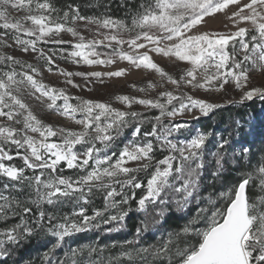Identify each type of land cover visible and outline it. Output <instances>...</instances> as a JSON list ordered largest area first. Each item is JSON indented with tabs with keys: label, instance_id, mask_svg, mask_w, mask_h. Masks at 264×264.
<instances>
[{
	"label": "snow or ice",
	"instance_id": "6c2138e0",
	"mask_svg": "<svg viewBox=\"0 0 264 264\" xmlns=\"http://www.w3.org/2000/svg\"><path fill=\"white\" fill-rule=\"evenodd\" d=\"M233 6L238 11L227 19L236 31H195L206 27V18L225 14ZM78 23L94 26L95 32L91 27L85 30L95 38L87 39ZM242 24H251L252 30ZM0 30V48L15 46L24 54H35L36 62L45 65L44 71L63 77V83L72 88H80L74 77L99 81L126 72L67 71L57 59L87 67L126 61L158 73L177 90L164 91L159 99L116 97L129 110L134 105L159 110V115L144 119L143 112L122 111L46 84L37 63L0 52V223L6 224L0 227V264H6L11 251L41 235L54 243L43 252L40 264H264V161L220 193L225 207L207 199V206L198 208L181 231L166 233L158 244L142 243L146 225L123 244H67L70 238L105 225L122 226L132 211L147 213L153 206L173 203L183 211L193 202L200 204L205 149L211 134L197 130L187 140L174 142L172 138L191 127L183 121L186 115L198 111L207 117L224 105L196 99L179 89L223 92L232 84L242 93L234 103L264 102V87L249 88L252 69L264 72V0H147L130 23L107 15L82 16L73 5L63 11L50 0H0ZM62 34H70L75 42L64 40ZM65 45L71 50L66 51ZM141 49L146 51L141 53ZM149 53L174 57L190 68L176 79ZM26 98L82 130L46 124ZM145 125H151L150 130H144ZM130 127L134 140L117 154L116 141ZM228 143L219 141L213 153L216 179L224 172ZM157 152L163 158L157 159ZM17 159L22 161L20 166L8 163ZM133 164L138 166H130ZM65 169L77 175H60ZM253 185L259 190L255 198L250 195ZM137 190L143 191L139 198ZM96 193L103 195V205L93 207L89 214ZM66 205L71 206L70 214L57 215L54 209ZM49 206L53 210H46ZM10 220L17 222L7 224ZM201 222L203 227H196ZM119 231L121 227L109 229V233ZM62 249H66L63 255H58Z\"/></svg>",
	"mask_w": 264,
	"mask_h": 264
},
{
	"label": "rangeland",
	"instance_id": "374dc122",
	"mask_svg": "<svg viewBox=\"0 0 264 264\" xmlns=\"http://www.w3.org/2000/svg\"><path fill=\"white\" fill-rule=\"evenodd\" d=\"M247 2L248 0H244V3ZM67 10L68 9H64L63 11H67ZM236 11H238V7L233 6L230 7L225 14H217L215 18H206L207 21L206 27H201L195 31H197L198 33L204 31L222 32V33L234 32L237 29L232 27L233 22L229 21L227 17ZM13 15H17V14L13 13ZM18 15L23 16L24 14L19 13ZM81 15L85 16L82 13ZM87 17H93V16H87ZM240 26L247 27L250 30H252L251 24H242ZM87 27H91L92 32L96 31L94 26H87L84 23L77 24V28L87 39L95 38L92 36V34L89 31L85 30ZM62 38L66 41H71L73 43L75 42V39L71 37L70 34H62ZM41 47L46 48L47 46L41 45ZM52 47H56V46L53 45ZM64 49L66 51L71 50L67 45L64 46ZM125 50H128L126 45H125ZM101 51H103V49H101ZM140 51L141 53H143L146 50L141 49ZM0 52L6 55H12L17 59H20L25 62L37 63V66L41 68V71L43 73V80L46 84H49L54 87L66 88L68 93L71 95L79 96L87 100L108 103L111 104L112 107L122 111L144 112V111H148L149 109H145L144 106L142 105H134L133 108L129 110L124 105L116 102V97L118 96H129V97H135L141 99H159L160 94L164 91H173V92L177 91L175 89V86L165 83V81L160 77L158 73H155L145 68H135L126 61H117L116 64L111 65L109 67H104L100 65L94 67H87L83 65L81 66L73 65L71 63L66 62L65 60L57 59L56 63L67 71L81 72L85 74L91 72L110 73L120 70H125L126 72V74L122 77H111V78L105 77L99 81L95 80V78H93L90 81H85L81 77H74V82L80 85V88H72L63 83V79H64L63 77L59 75L49 74L47 71H44L45 65L42 62H36L35 54H31V53L24 54L15 46H13V48L11 49L0 48ZM149 55L152 56L153 61L159 67H161L166 73H168L169 75L173 76L176 79H179L180 76L190 68V65L186 64L185 62L177 61L174 57H163L161 55H157L154 53H149ZM52 72L53 73L56 72L55 67H53ZM250 75H251V82L249 84V88L264 87V72L252 69ZM149 84H152L154 87L149 89L148 88ZM162 84L164 86L160 87V85ZM88 88H91V91L87 90ZM139 88H145L146 91L145 92L137 91V89ZM179 92L190 94L194 96L196 99L206 100L214 104H223L224 107L244 106V104L241 105L234 103V101H238L241 98L242 93L240 91L235 90L232 84L227 85L225 87V91L223 92H204L202 90H193L187 87H181L179 89ZM251 102L257 103L256 110H254L253 106L245 107L240 112L241 117H237L236 120L234 121V124H231L233 125V127H231V125L228 124V122L224 124L213 122L208 129L203 130L201 126L198 124V122L200 119H203L204 116H200V113L198 111H194L192 114L186 115L183 118V121L189 123L191 127L188 130L183 131L182 133H178L175 137L172 138L174 142L177 139L187 140L191 136L195 135L197 130L205 134L210 133L211 136L205 149L206 166L207 164H212L213 158L215 157L213 153L217 151L218 142L221 140L229 141L227 146L228 157H230L229 161L234 166L232 172V174L234 173L233 177L237 179L233 183H225L221 178L216 179L215 177H211V176L209 178H205L206 183L204 185L214 186L213 189H215V191L210 190L208 194L207 193L203 194V198H201L200 204H197V210L195 211L194 215H196L198 208L207 206L206 201L209 198L215 199L217 204L219 201L220 206L225 207L226 205L219 198L220 193L228 191L230 188H232L235 184L239 182L241 176L244 173L252 170L257 166V164H254L252 162V158L254 157L255 154H259L261 152L260 147L264 143V102L260 101L259 99L253 100ZM26 103L30 105L34 114L37 115V117L42 121H44L46 124L52 125L54 127H65L69 130H75V131L82 130L81 126L75 125L73 122L68 121L65 118L58 116L54 113H49L45 111L44 107L34 99L26 98ZM58 103H62V102H58ZM73 103H75V101H73ZM156 111H158L159 113V110ZM193 116H200V119L195 120L193 119ZM172 123L175 122L173 121ZM133 140H134L133 130H129V132L128 131L125 132V134L116 141L115 151L117 152V154L125 145H127L129 142ZM246 140H248V142ZM13 154H15V152ZM8 163H14L16 166H20L22 164V161L17 159L15 161ZM130 166H138V165L133 164ZM60 175L74 176L77 175V173H75L74 170L65 169L64 172L60 173ZM204 187L202 188V192L204 190ZM251 190L253 194L250 195L253 198L259 195V190L255 185H253V187L250 189V192ZM141 194H143L142 190H141ZM46 210H53V209H51L49 206L46 208ZM54 211L57 212V215H62L65 213L70 214L71 206L69 205L62 206L59 209H54ZM11 223H15V222H10L9 224ZM196 227H203V222H201V224L197 225ZM94 233L95 232L93 231L89 233L78 234L70 238L67 241V244L71 245L72 247L87 245L92 243H98L99 245L104 246V245H110L114 242L123 244L126 240H129L130 238V235H128L126 231L122 234V236L118 238L113 237L114 239L112 238V240H110V238L108 240L104 238L100 239L98 236H96V233L95 234ZM38 242H39L38 247H42L43 249L42 251L44 252L52 243H54V240L52 238L44 237L41 235L40 240ZM153 244H158V242ZM65 250L66 249L60 250L58 252V255L62 256ZM117 251H119V249H117L115 252ZM42 254L43 253H41V255H39V257L37 258L38 260L35 261L36 264H40V259L42 257Z\"/></svg>",
	"mask_w": 264,
	"mask_h": 264
},
{
	"label": "trees",
	"instance_id": "16d2710c",
	"mask_svg": "<svg viewBox=\"0 0 264 264\" xmlns=\"http://www.w3.org/2000/svg\"><path fill=\"white\" fill-rule=\"evenodd\" d=\"M50 2H52L55 7L61 10L68 9L69 5H73L79 7L81 13L85 16L100 17L107 15L109 17L116 18L117 20L129 22L131 16L139 10V6L142 3H146L147 0H50ZM250 106H253L254 110H256L257 103L249 102L245 103L244 106H225L221 109L219 108L218 110L210 113L207 117L200 119L198 124L203 130L208 129L213 122L222 124L228 122L230 125L234 124L236 118L241 117L240 112L245 107ZM156 110L157 109L144 111L143 113H145V116L143 118L147 119L148 117L159 115L158 111ZM231 127H233V125H231ZM150 128L151 125H145L144 130H150ZM129 130H133V128L130 127L126 129L125 132H129ZM246 141L248 142V140ZM260 151L261 152L259 154H255L252 158V162L254 164H258V162L264 160V143L261 145ZM163 155L164 154L162 152L156 153L157 159L163 158ZM229 159L230 157H228V150H226L225 169L222 176L220 177L225 183H233L237 179L233 177L234 173L232 174V172L234 166L230 163ZM214 170L215 157L213 158L212 164H207L204 175L201 179V198H203L204 193L208 194L210 190L215 191V189H213L214 186L204 185L206 183L205 178H209L210 176L213 177L212 173ZM148 178L149 177L146 174L143 175L144 180H147ZM202 186H205L203 192ZM136 194L137 198H139L142 195L141 190H137ZM250 194H253L252 190ZM102 205L103 195L101 193H96L93 196V204L89 206V214H91L93 207L100 208ZM131 206L133 209L136 208L135 201L131 202ZM196 210L197 204L195 202L190 204L183 211L178 210L174 203L168 206H153L147 213L132 211L125 219L122 226L116 224L105 225L99 231L94 232L100 239L104 238L108 240L110 238V240H112L113 237L118 238L122 236V234L126 231V233L130 235V240L135 237L137 229H140L146 225L147 231L144 232L142 243L145 246L153 245V243L159 242L160 238L164 237L166 233L181 231L189 223V221L195 217L194 214ZM10 222H16V220H10L7 222V224ZM0 226L3 227L5 224L0 223ZM115 227H121V231L109 233V229ZM39 240L40 236L34 237L30 242L24 244L22 247L17 248L15 251H11L10 258L5 257L6 264H29V262H31V264H36L35 261H37L39 255L43 253L42 247H38ZM192 243L194 244L196 241L192 240ZM116 250L117 249H113L112 251L115 252Z\"/></svg>",
	"mask_w": 264,
	"mask_h": 264
}]
</instances>
